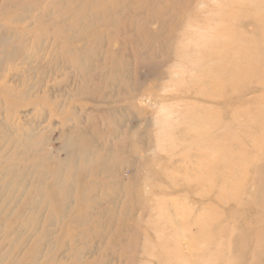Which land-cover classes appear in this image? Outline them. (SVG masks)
<instances>
[{
  "label": "rangeland",
  "instance_id": "374dc122",
  "mask_svg": "<svg viewBox=\"0 0 264 264\" xmlns=\"http://www.w3.org/2000/svg\"><path fill=\"white\" fill-rule=\"evenodd\" d=\"M263 173L264 0H0V264H264Z\"/></svg>",
  "mask_w": 264,
  "mask_h": 264
},
{
  "label": "bare ground",
  "instance_id": "6f19581e",
  "mask_svg": "<svg viewBox=\"0 0 264 264\" xmlns=\"http://www.w3.org/2000/svg\"><path fill=\"white\" fill-rule=\"evenodd\" d=\"M90 2H91V1H90ZM99 6H100V4H99L98 6H96L95 8H97V7H99ZM88 8H89V7H88ZM90 9H91V7H90ZM66 10H67V9H66ZM73 10H74V8H73ZM75 10H76V9H75ZM75 10H74V11H75ZM64 11H65V10H64ZM95 11H96V10H95ZM95 11H94V12H95ZM98 11H99V10H98ZM69 12H70V10H69ZM71 12L74 13L72 10H71ZM100 12H101V13L103 12V14H105V12H107V11H99L97 15L101 14ZM65 13H66V12H65ZM65 13H64V14H65ZM61 14H62V13H61ZM64 14H63V15H64ZM66 14H68V13H66ZM69 14H70V13H69ZM92 14H94L93 11H92L91 15H92ZM63 15H62V16H63ZM70 15H72V14H70ZM70 15H68V16H70ZM60 16H61V15H60ZM66 16H67V15H66ZM66 16H64V17H66ZM74 16H75V15H74ZM74 16H73V19H74ZM93 16H94V15H93ZM71 17H72V16H71ZM76 18H78V17H75V19H76ZM94 18H95V17H94ZM98 18H99V17H98ZM60 19H62V18H60ZM75 19H74V20H75ZM100 19H101V18H100ZM100 19H99V20H100ZM74 20H72V22H73ZM79 20H80V17H79ZM84 20H87V18L84 19ZM88 20H89V19H88ZM88 20H87V21H88ZM106 20H107V19H106ZM77 21H78V20H77ZM77 21H76V22H77ZM90 21H91V18H90ZM108 21H109V20H108ZM85 22H86V21H85ZM91 22H92V21H91ZM91 22H90V23H91ZM93 22H95V21H93ZM106 22H107V21H106ZM79 23H80V22H79ZM103 23H104V21H103ZM108 23H109V22H108ZM108 23H107V24H108ZM91 24H93V23H91ZM112 24H113V23H112ZM74 25H75V24H74ZM79 25H80V24H79ZM83 28H84V26H83ZM86 28H87V27H86ZM84 29H85V28H84ZM83 31H84V30H83ZM83 31H82V32H83ZM84 32H85V31H84ZM85 34H86V33H85ZM62 35H63V34H62ZM83 35H84V34H83ZM76 36H77V35H76ZM84 36H85V35H84ZM77 37H78V36H77ZM66 38H67L68 41H69V39H71V38H73V37H72V36H69V37L66 36ZM73 39H74V38H73ZM65 40H66V39H65ZM72 41H73V40H72ZM90 70H91V69H90ZM262 82H263V81H262ZM257 83H258V82H257ZM225 87H226V84H225ZM234 91H235V90H234ZM219 92H220V91H219ZM237 92H238V91H236V94H237ZM219 94H220V93H219ZM221 94H222V93H221ZM233 94H234V93H233ZM239 94H240V93H239ZM207 96H208V95H207ZM238 99H239V98H238ZM89 116H90V115H89ZM83 143H84V142H83ZM85 144H86V143H85ZM87 146H88V145H87ZM85 148H86V147H85ZM87 148H89V147H87ZM84 150H85V149H84ZM87 150H88V149H87ZM90 150H92V149H90ZM85 152H86V151H85ZM244 152H245V151H244ZM87 153H88V152H87ZM90 153H91V152H90ZM94 153H95V151H94ZM94 153H92V155H93ZM245 153H246V152H245ZM98 154H99V153H98ZM88 155H89V154H88ZM92 155H91V157H92ZM94 155H97V154H94ZM87 157H88V156H87ZM86 159H87V158H86ZM87 160H88V159H87ZM95 160H96V158H95ZM95 160H94V161H95ZM202 162H203V161H202ZM202 162H201V163H202ZM206 162H208V161H206ZM206 162H205V163H206ZM83 163H84V162H83ZM203 163H204V162H203ZM202 165H203V164H202ZM205 165H206V164H205ZM118 166H119V165H118ZM199 166H200V163H199ZM84 167H85V166H84ZM202 167H204V165L201 166V168H202ZM262 167H263V166H262ZM262 167H261V169H262ZM103 168H104V167H103ZM199 168H200V167H199ZM256 169H258V167H257ZM84 171H85V170H84ZM87 171H88V170H87ZM204 171H205V170H204ZM257 171H258L257 173H259V170H257ZM260 171H261V170H260ZM85 172H86V171H85ZM262 172H263V171H262ZM89 173L91 174V172H89ZM243 173H244V172H243ZM92 174H93V173H92ZM245 174H246V173H245ZM263 174H264V173H263ZM263 174H262V175H263ZM205 175H206V174H205ZM85 176H87V173H86ZM263 176H264V175H263ZM255 178H258V177H255ZM205 179H206V178H205ZM259 179H260V178H259ZM261 179H262V178H261ZM261 179H260V181H261ZM226 180H227V179H226ZM263 180H264V179H263ZM263 180H262V182H263ZM225 184H227V183H225ZM256 184H257V182H256ZM229 185H230V184H229ZM63 186H64V185H63ZM67 186H68V185H67ZM223 186H224V184H223ZM256 186H257V185H256ZM256 186H255V187H256ZM260 186H261V185H260ZM224 187H226V186H224ZM230 188H233V187L231 186ZM256 188H257V187H256ZM223 189H224V192H226L227 190H230L229 188H226V189H227L226 191H225V188H223ZM233 190H234V189H233ZM233 190H231V191H233ZM257 190H258V189H257ZM260 190H261V189H260ZM224 192H223V193H224ZM228 192H229V191H228ZM235 192H236V191H235ZM238 192H240V191H238ZM242 192H243V191H242ZM242 192H241V193H242ZM247 192H248V191H247ZM263 192H264V191H260L261 195H263ZM229 193H230V192H229ZM229 193H228V194H229ZM231 193H232V192H231ZM245 193H246V192H245ZM254 193H255V191H254ZM226 194H227V193H226ZM234 194H235V193H234ZM255 194H256V193H255ZM255 194H254V195H255ZM63 195L65 196L66 194H63ZM67 195H68V194H67ZM230 195H232V194H230ZM236 195H237V194H236ZM236 195H235L234 197H236ZM252 195H253V194H252ZM257 195H258V194H257ZM57 196H58V195H57ZM255 197H256V196H255ZM255 197H254V198H255ZM261 197H262V196H261ZM261 197H259V198H261ZM60 198H61V197H60ZM65 198H66V197H65ZM254 198H253V196H252V199H253V200L251 199V201H254V202H255L256 200H255ZM257 198H258V196L256 197V199H257ZM259 198H258L257 201L260 200ZM263 199H264V198H263ZM261 201H264V200H261ZM261 201H260V202H261ZM257 203H259V202H257ZM61 204H62V203H61ZM249 204H250V203H249ZM255 204H256V203H255ZM261 204H262V203H261ZM245 205H246V204H245ZM247 205H248V204H247ZM262 206H263V205H262ZM248 207H249V206H248ZM260 207H261V205H260ZM260 207H259V208H260ZM263 207H264V206H263ZM260 209H261V208H260ZM252 211H253V210H252ZM261 212H262V210H261ZM234 214H235V213H234ZM258 214H259V212H258ZM258 214H256V215H258ZM172 215H173V214H172ZM249 216H250V215H249ZM258 216H259V215H258ZM250 217H251V216H250ZM253 217H254V215H253ZM259 217H261V215H260ZM245 219H246V218H245ZM258 219H259V218H258ZM263 219H264V218H263ZM259 220H260V219H259ZM245 221H247V220H245ZM249 221H250V220H249ZM29 222H30V221H29ZM172 225H173V224H172ZM165 226H166V225H165ZM166 227H167V226H166ZM166 229H167V228H166ZM180 230H181V229H180ZM182 231H183V230H182ZM259 232H260V231H259ZM255 233H256V232H255ZM182 234H183V233H182ZM259 236H260V235H259ZM16 244L18 245V243H16ZM16 244H15V245H16ZM41 246H42V245H41ZM175 250H176V249H175ZM39 252H40V250H39ZM34 255H35V254H34ZM31 259H33V258H31ZM34 259H35V258H34ZM1 261H2V260H1ZM36 261L38 262V260H36ZM20 262H21V261H20ZM2 263H4V262H2ZM2 263H1V264H2ZM4 264H5V263H4ZM19 264H20V263H19ZM25 264H27V263H25Z\"/></svg>",
  "mask_w": 264,
  "mask_h": 264
}]
</instances>
